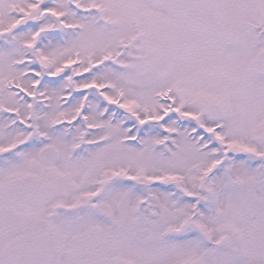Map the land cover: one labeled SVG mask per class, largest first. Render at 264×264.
Returning <instances> with one entry per match:
<instances>
[{"label": "snow or ice", "instance_id": "1", "mask_svg": "<svg viewBox=\"0 0 264 264\" xmlns=\"http://www.w3.org/2000/svg\"><path fill=\"white\" fill-rule=\"evenodd\" d=\"M0 264H264V0H0Z\"/></svg>", "mask_w": 264, "mask_h": 264}]
</instances>
